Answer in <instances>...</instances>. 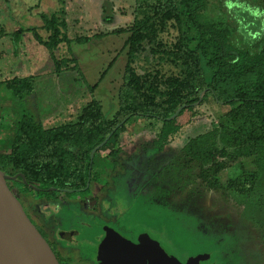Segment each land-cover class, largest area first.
Here are the masks:
<instances>
[{"label": "rangeland", "instance_id": "obj_1", "mask_svg": "<svg viewBox=\"0 0 264 264\" xmlns=\"http://www.w3.org/2000/svg\"><path fill=\"white\" fill-rule=\"evenodd\" d=\"M157 1L164 0H0V82L14 77L16 71L36 80L34 94L22 102L0 85V144L9 143L23 114L41 122L46 129L76 121L90 100L87 84L96 83L93 95L105 118L111 119L118 107L117 93L128 50L124 43L129 33L107 35L86 44L71 42L69 46L81 75L75 71L57 73L50 52L33 35L35 31L47 39L49 33L43 29L42 17L58 16L61 32L73 39L127 29L137 6ZM250 25L243 22L239 26L244 43L257 34ZM166 26L167 39L179 34L195 35L185 21L179 27L171 22ZM16 31L18 39L14 38ZM54 54L59 59L67 57L66 43H59ZM218 105L211 99L196 104L197 121L192 119L183 127L176 126L177 132L169 140L158 135L162 129L160 121L133 118L120 136L121 152L117 156L110 155L112 142L96 153L99 163L95 169L96 182L88 194L48 193L23 185L16 178L6 183L34 224L47 231L48 240L53 241L63 262L76 264L88 260L96 264L95 242L102 235V225L112 224L134 240L145 229L166 232L169 252L179 259L209 253L202 264H264V144L256 145L255 153L242 161L247 170L258 173L253 194L246 202L208 190L194 177V168L180 174L178 156L186 139L218 128L217 112L224 116L229 110V106ZM227 123L246 132L243 119ZM159 142L162 148L157 146ZM159 173L169 176L166 185L171 190L181 188L179 208L153 204L150 185ZM237 174L238 169L230 167L217 178L223 183ZM188 176L192 183L188 182ZM154 186L158 188L159 184ZM52 195L59 198L57 202ZM175 199L170 194L165 201L174 207ZM48 202L58 205V210L42 206ZM68 229L79 233L73 235L76 246L61 236Z\"/></svg>", "mask_w": 264, "mask_h": 264}, {"label": "trees", "instance_id": "obj_2", "mask_svg": "<svg viewBox=\"0 0 264 264\" xmlns=\"http://www.w3.org/2000/svg\"><path fill=\"white\" fill-rule=\"evenodd\" d=\"M42 19L43 29L49 33L47 39L35 31L33 35L50 52L57 73L75 71L81 75L71 42L86 44L107 35L129 33L124 43L128 50L117 93L118 107L112 118L106 119L93 95L94 83L87 84L90 100L74 122L46 129L28 114L21 115L9 143L0 144V171L4 175H16L23 185L48 193L77 190L88 194L96 182V153L104 140V145L114 143L110 155L117 156L125 125L136 117L160 121L158 135L169 140L176 134L175 128L192 119L197 121L196 104L211 99L216 106H229V110L224 116L217 112L218 128L186 139L178 156L180 174L194 168V177L208 190L240 202L251 197L258 173L247 170L242 161L255 153L256 145L264 144V0L157 1L137 6L127 29L73 39L61 32L58 16ZM183 21L195 35L167 39L166 24L179 27ZM246 21L257 34L244 43L239 26ZM62 42L68 56L59 59L54 49ZM35 81L32 75L14 76L0 85L22 102L34 94ZM238 119L247 125L246 132L227 123ZM157 146L162 148L160 142ZM230 167L238 169L237 177L220 182L217 175ZM168 177L163 173L155 176L150 185L152 202L176 209L182 199L181 188L171 190L166 185ZM170 194L176 198L174 207L165 201Z\"/></svg>", "mask_w": 264, "mask_h": 264}, {"label": "water", "instance_id": "obj_3", "mask_svg": "<svg viewBox=\"0 0 264 264\" xmlns=\"http://www.w3.org/2000/svg\"><path fill=\"white\" fill-rule=\"evenodd\" d=\"M106 140L98 147H101ZM95 150L91 152V156ZM18 175L22 176V174ZM14 178L16 175L8 177L0 171V211L7 213L21 227L29 244L27 252L29 254L21 255L10 250L4 253L0 250V255L13 259L19 264H59L48 242L8 187L6 181ZM169 249L166 245L160 246L151 239L149 232L140 237L138 244H133L115 230L106 227L105 236L96 247V259L100 264H202L210 256L209 253H201L195 256L183 255L184 258L179 259L173 256Z\"/></svg>", "mask_w": 264, "mask_h": 264}, {"label": "flooded vegetation", "instance_id": "obj_4", "mask_svg": "<svg viewBox=\"0 0 264 264\" xmlns=\"http://www.w3.org/2000/svg\"><path fill=\"white\" fill-rule=\"evenodd\" d=\"M104 145V144H103ZM102 145V146H103ZM101 148V147H100ZM90 163H91V159H90V161H89ZM112 171L114 172V170L112 169ZM8 185V184H7ZM9 187V186H8ZM93 188V187H92ZM11 189V188H10ZM92 190V189H91ZM55 192H60V193H68V194H70V193H72L71 191H69V192H66V191H55ZM73 193H81V192H79V191H75V192H73ZM15 195V194H14ZM16 196V195H15ZM17 197V196H16ZM50 197H52V200L54 201V202H57V200L59 199L58 197H56L55 195H52V196H50ZM54 197H56L55 199H53ZM18 199V198H17ZM57 199V200H56ZM19 200V199H18ZM51 200V201H52ZM19 202H20V200H19ZM21 203V202H20ZM21 205H22V203H21ZM42 206H45L44 208H50V209H52V210H58V205H54V204H52L51 202H48V203H43L42 204ZM22 207H23V205H22ZM23 209H24V207H23ZM24 211L26 212V214H27V216L30 218V220L32 221V223L34 224V222H33V220L31 219V217H30V215L27 213V211L24 209ZM35 225V224H34ZM36 226V225H35ZM106 227H108V228H111V229H113V230H115L116 232H118L120 235H122V236H124L125 238H127L131 243H133V244H138L139 243V239H140V237L143 235V234H146L147 232H149V234H150V238L151 239H153L154 241H156V243L157 244H159L160 246H162L163 244L164 245H168L169 243H167V242H163L162 240H160V234L162 233V231H158V230H153V229H145V231H142V233H140L138 236H137V239H131L128 235H126V234H124V233H122L120 230H118V229H116L112 224H103L102 225V235H101V237L95 242V245H94V255H93V257H94V260H95V262H96V264H100L99 263V261L96 259V247H97V244L104 238V236H105V228ZM36 228L39 230V232L41 233V235L45 238V240L48 242V244H49V246L51 247V249H52V251L54 252V254H55V256L57 257V259H58V262H59V264H75V263H70L69 261H66V262H63L62 261V259L57 255V252H56V248H55V246L53 245V241L51 240V239H49L48 240V235H47V231L46 230H43V229H41L39 226L37 227L36 226ZM78 231L76 230V229H68V230H66V231H63V232H61V236H62V238L65 240V242H70V244L72 245V246H76V242H75V240L76 239H74L73 238V235L74 236H78ZM56 241V240H55ZM76 264H91V262H89L88 260H83L82 262H77Z\"/></svg>", "mask_w": 264, "mask_h": 264}, {"label": "bare ground", "instance_id": "obj_5", "mask_svg": "<svg viewBox=\"0 0 264 264\" xmlns=\"http://www.w3.org/2000/svg\"><path fill=\"white\" fill-rule=\"evenodd\" d=\"M160 240L168 242L166 239V232L160 234ZM29 244L27 238L21 229L11 217L4 211H0V250L4 253L6 251H14L21 255H28ZM2 264H19V262L0 255Z\"/></svg>", "mask_w": 264, "mask_h": 264}, {"label": "crops", "instance_id": "obj_6", "mask_svg": "<svg viewBox=\"0 0 264 264\" xmlns=\"http://www.w3.org/2000/svg\"><path fill=\"white\" fill-rule=\"evenodd\" d=\"M73 43V42H72ZM22 72H19V71H16L14 72V76L16 77H25V76H29V75H26V74H21ZM107 119V118H106Z\"/></svg>", "mask_w": 264, "mask_h": 264}]
</instances>
